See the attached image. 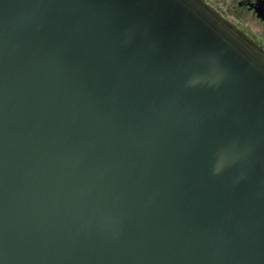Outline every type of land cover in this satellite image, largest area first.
I'll return each mask as SVG.
<instances>
[{"label": "water", "instance_id": "1", "mask_svg": "<svg viewBox=\"0 0 264 264\" xmlns=\"http://www.w3.org/2000/svg\"><path fill=\"white\" fill-rule=\"evenodd\" d=\"M0 264H264V49L206 0H0Z\"/></svg>", "mask_w": 264, "mask_h": 264}, {"label": "flooded vegetation", "instance_id": "2", "mask_svg": "<svg viewBox=\"0 0 264 264\" xmlns=\"http://www.w3.org/2000/svg\"><path fill=\"white\" fill-rule=\"evenodd\" d=\"M264 49V0H206Z\"/></svg>", "mask_w": 264, "mask_h": 264}]
</instances>
